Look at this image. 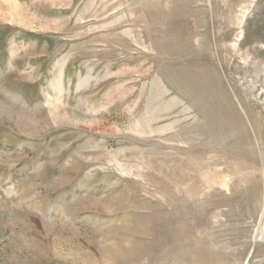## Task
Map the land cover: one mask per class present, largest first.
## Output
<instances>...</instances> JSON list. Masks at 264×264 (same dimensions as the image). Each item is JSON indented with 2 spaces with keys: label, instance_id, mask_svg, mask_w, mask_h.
<instances>
[{
  "label": "rangeland",
  "instance_id": "obj_1",
  "mask_svg": "<svg viewBox=\"0 0 264 264\" xmlns=\"http://www.w3.org/2000/svg\"><path fill=\"white\" fill-rule=\"evenodd\" d=\"M0 264H264V0H0Z\"/></svg>",
  "mask_w": 264,
  "mask_h": 264
},
{
  "label": "bare ground",
  "instance_id": "obj_2",
  "mask_svg": "<svg viewBox=\"0 0 264 264\" xmlns=\"http://www.w3.org/2000/svg\"><path fill=\"white\" fill-rule=\"evenodd\" d=\"M211 76H212L211 72H205L204 74L195 75L196 79L195 78L193 79L196 92L199 93V95L200 94L202 95V97L199 98L198 101L203 103L204 105H207V107H209V104H212V103L208 104V100L211 99L213 96L215 97V95L217 94L214 87L218 91L216 83H213V82H212L213 84L211 83V81H212ZM218 93H219V91H218ZM221 93H220V95L224 96V94L222 95ZM220 95H218L219 99H220ZM222 100H224L225 105L223 104V106H219V113L218 112H216V113H218L220 115L219 118L222 120V125H224L223 129L226 130L227 132L231 131V132L237 133L239 135L237 138V141L239 143H244L243 141H246L248 139L249 135L247 134L245 139L242 140L244 133H245L244 132L245 128H244L242 120L240 119L237 111L235 110V108H234L233 104L231 103V101L229 100V98L224 96V99L222 98ZM205 102H207V103H205ZM215 120L217 121V126L218 125L221 126L220 122L218 121V118H216ZM262 236H263V234L261 233L259 237L261 238Z\"/></svg>",
  "mask_w": 264,
  "mask_h": 264
}]
</instances>
